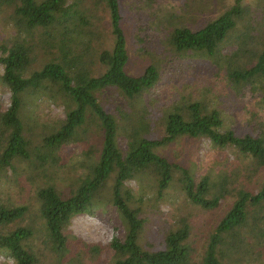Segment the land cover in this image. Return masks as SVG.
<instances>
[{"label": "trees", "instance_id": "16d2710c", "mask_svg": "<svg viewBox=\"0 0 264 264\" xmlns=\"http://www.w3.org/2000/svg\"><path fill=\"white\" fill-rule=\"evenodd\" d=\"M101 9L109 17L107 28L96 24L102 32L92 21ZM123 10L122 0H0V13H7L15 31L0 42V87L11 94L7 106L0 102V189L9 171L15 175L0 198V253L12 264H84L103 253L105 264H197L186 208L215 209L229 196L235 199L211 233L200 264H233L252 252L251 234L264 236V184L253 191L240 179L264 168V16L255 18L245 0H235L200 28L172 27L167 40L174 53L193 69L218 65L231 92L222 105L201 93L160 105L146 95L166 68L154 55L141 73L127 70ZM109 36L111 44L105 41ZM256 38L261 40L252 45ZM42 49L50 56L32 68ZM95 51L99 68L90 61ZM105 90L119 96L113 110L98 97ZM240 97L246 104L231 109ZM43 98L62 102L65 117L42 121L30 103ZM225 113L233 116L232 124ZM158 120L160 136L151 133ZM90 124L100 146L88 145L80 174L63 187L58 181L67 164L74 165L71 145L84 140ZM202 138L216 154L231 150V172L224 160L225 168L209 164L196 177L186 162ZM183 140L181 153L176 144ZM131 180L155 185L160 198L147 205L127 185ZM168 190L187 204L179 209V225L149 243L146 227L157 222L156 209ZM100 210L118 214L116 227L123 224L125 230L106 245L71 234L74 217Z\"/></svg>", "mask_w": 264, "mask_h": 264}, {"label": "rangeland", "instance_id": "374dc122", "mask_svg": "<svg viewBox=\"0 0 264 264\" xmlns=\"http://www.w3.org/2000/svg\"><path fill=\"white\" fill-rule=\"evenodd\" d=\"M245 2L253 11V16L255 18H257L258 15L264 16V0H245ZM122 3L124 6L123 27L126 31L130 54L127 70L135 75L141 73L152 61L154 55H156V58H158L161 63L163 62L166 68V75L163 80L151 91L150 95H146L148 99H154V103L157 102L160 105H169L174 97L176 100L181 99L183 95L188 96L192 94L197 96L201 93L205 95L208 102L212 104L219 103L222 105L227 100L226 98L231 90L228 88L225 71L218 65H200L195 69H193V66L187 67V62L189 60H183L184 57L177 56L173 49L170 48L167 38L174 26L184 24L192 29L200 28L207 21L217 17L224 10L233 5L235 0H122ZM4 15L7 16L5 11L0 13V42L2 40H7L15 33L10 22L5 20ZM92 21L93 28L97 30L96 24L99 25L100 23L103 28H107L109 25V17L106 9H101L97 12ZM139 26L142 28H139ZM98 31L102 32V29ZM143 36L145 40L141 41L139 37ZM260 40L261 39L256 38L255 41L252 42V45ZM105 41L111 44L113 37L109 36ZM49 54V51L45 49L38 50L36 55L38 59L37 62L33 64L32 68H40L41 65L47 61L46 59L50 56ZM97 57L95 51L90 61L91 65L93 64L99 68L100 65ZM170 59L172 62H169ZM170 63L171 66L169 65ZM2 71L3 66L0 64V73ZM153 93H155V95ZM97 94L101 103L110 110H113L119 101L118 94L113 90L100 91ZM10 96L11 94L7 90L0 87V102L4 103L5 106L9 104ZM37 103L38 104L35 105L34 102H31V108L34 109L42 121L51 118L65 117L66 112L62 102L56 103L50 98H43L38 100ZM244 104H246V101L240 97L238 101L230 103V108L237 110V106L243 107ZM226 115L227 124H232L234 119L233 116L230 114ZM154 124L156 126L151 133L156 131L159 136L163 134V128L160 127L159 124L161 123L159 120ZM82 137L84 138L83 141L77 139L76 142L71 145L74 151V155L71 156L73 157L74 165L68 163L66 166V174L58 181L63 187L71 185L80 174L81 167L79 162L89 158L85 155V150L88 145H93L95 147L100 146L101 137L97 135L92 124L87 126ZM121 140V143L125 144L124 140ZM185 143V141H179L176 144L181 150V153ZM174 149L175 146L172 145L165 151L169 153ZM189 154V161H187L186 164L192 168L196 177L200 176L209 164L218 171L222 167L225 168L228 164L229 172H231L235 166L232 163L235 161V155L231 150H226L225 155H223V153L216 154V150L211 146L207 138L200 139L194 149L190 150ZM184 160L183 157L181 161ZM224 160H226L227 164L222 163ZM21 174V177H24V172H21ZM247 174L248 172H245L242 174V177L240 175L241 182L245 183L248 189L257 191L258 188L264 184V168L260 169L252 178H249ZM8 175L10 177L6 178V180L1 183V188L4 190L0 189V198L5 196L4 191L6 188L14 183L12 178L15 175L12 174L11 171H9ZM127 185L130 186L138 196L144 195V199L146 203H148L147 205H150L149 203L160 198L155 185L150 186L146 180L140 182L131 180ZM177 195L176 192L168 190L164 194L165 197L159 201L158 208L156 209L158 220H156L157 222L154 224H149L144 233V237L149 243L155 242L157 235L158 239L161 240L160 237L163 232L165 233L170 227H177L179 225L178 222L181 217V211L179 212V209L187 204V201L181 194H179V196ZM23 199L24 197L20 198V200ZM234 199V197L229 196L221 200L220 205L215 209H205L200 206L192 205L186 208L185 213L189 216L188 218L192 227L189 243L192 248L195 249V263L200 264V255L204 253L211 233L229 210ZM100 211V213L80 214L74 217L70 226L71 234L87 243L106 245L115 236L120 235L125 230L123 224L116 227L115 220L118 219V214L110 213L106 210ZM148 214H150V212ZM253 237H259V239L254 240ZM250 238L251 243H253L252 245H254L252 252L249 254H241L239 256L241 259L239 258V260L233 262V264H264V236L255 232L251 234ZM100 258L101 259L98 260L85 259L84 264H105L104 253L101 254ZM4 262L12 264L13 260L6 257L5 254L0 253V264Z\"/></svg>", "mask_w": 264, "mask_h": 264}]
</instances>
